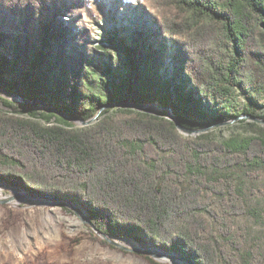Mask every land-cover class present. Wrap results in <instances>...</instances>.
I'll return each instance as SVG.
<instances>
[{
  "label": "trees",
  "instance_id": "1",
  "mask_svg": "<svg viewBox=\"0 0 264 264\" xmlns=\"http://www.w3.org/2000/svg\"><path fill=\"white\" fill-rule=\"evenodd\" d=\"M89 1L0 0V88L28 101L0 95V183L78 204L101 235L189 264H262L234 225L243 199L212 172L264 165V124L228 122L246 133L227 138L186 134L165 108L186 128L264 120L255 99L264 95V0L148 3L152 20L105 31L93 46L74 27ZM236 91L246 102L232 112Z\"/></svg>",
  "mask_w": 264,
  "mask_h": 264
},
{
  "label": "rangeland",
  "instance_id": "2",
  "mask_svg": "<svg viewBox=\"0 0 264 264\" xmlns=\"http://www.w3.org/2000/svg\"><path fill=\"white\" fill-rule=\"evenodd\" d=\"M78 18L75 30L87 34L89 45L97 44L105 31L140 27L152 20L146 4L157 8L169 0H90ZM64 19H67L64 16ZM69 22L68 20H65ZM88 45V47H89ZM166 54L172 56L173 43L165 41ZM170 71V70H169ZM167 71V78L170 72ZM238 112L246 97L235 92ZM264 104V95L255 98ZM136 109V108H135ZM98 114H96L97 116ZM77 125V121H75ZM211 137L227 138L245 134L234 123L213 126ZM205 132V131H204ZM251 170H264V165L230 168L212 172L221 175L237 188L245 203V213L234 216V225H244L247 232L244 250L257 248L264 264V177H252ZM27 185V184H26ZM29 186V185H27ZM215 201L217 196H213ZM214 230L217 225L214 224ZM0 264H189L176 253L130 238H113L96 232L86 222V212L78 204L47 193L35 192L0 183Z\"/></svg>",
  "mask_w": 264,
  "mask_h": 264
},
{
  "label": "water",
  "instance_id": "3",
  "mask_svg": "<svg viewBox=\"0 0 264 264\" xmlns=\"http://www.w3.org/2000/svg\"><path fill=\"white\" fill-rule=\"evenodd\" d=\"M0 95L8 98V99H11V100H14V101H22V102H28L26 99L6 90V89H3V88H0ZM31 102V101H29ZM39 103L42 105V106H45L47 107L42 101H39ZM107 105H114V106H122V107H130V108H136V109H140V110H150V109H154V110H162L164 109L162 106L160 105H157L155 103H148V104H138V103H111V104H107ZM48 108V107H47ZM166 109V112H167V115L168 117L175 123L176 127L182 131L183 133H188V134H197V133H201V132H204L206 131L207 129L213 127V126H216V125H222V124H226L228 122H233V121H236L238 119H242V118H247V119H251V120H254V121H258V122H261L264 124V120L263 119H259V118H255V117H252V116H247V115H238L232 119H230L229 121H226V122H215V123H211L209 125H206V126H203V127H200V128H186L184 126H182L177 118L174 116L172 110L170 108H165ZM70 120L72 121H77L78 123L82 124V125H85V124H88L92 121V119H89L87 121H84L82 119H73L71 117H69ZM86 222L88 224H90V222L86 219Z\"/></svg>",
  "mask_w": 264,
  "mask_h": 264
}]
</instances>
